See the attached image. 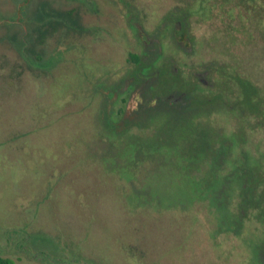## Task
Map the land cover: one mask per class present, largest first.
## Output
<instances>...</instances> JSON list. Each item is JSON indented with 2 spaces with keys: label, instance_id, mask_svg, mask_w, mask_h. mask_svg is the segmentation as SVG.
Masks as SVG:
<instances>
[{
  "label": "rangeland",
  "instance_id": "obj_1",
  "mask_svg": "<svg viewBox=\"0 0 264 264\" xmlns=\"http://www.w3.org/2000/svg\"><path fill=\"white\" fill-rule=\"evenodd\" d=\"M203 1L209 10L198 14L194 0H30L22 7L21 0H0V255L12 264H264V251L250 250L257 222L224 229L206 199L130 205L127 195L138 185L132 183L144 187L152 178L149 164L137 166L138 181L126 182L104 161L105 151L135 144L138 134L127 127L113 140L118 146L110 144L105 113L125 108L132 93L149 95L142 81L122 91L130 53L141 57L142 49L161 43L169 76L191 74L190 89L204 65L215 80V64L254 75L264 89V0L240 2L229 12L217 9L226 10L227 1ZM70 8L91 28L55 30L36 16ZM131 15L141 21L140 33L128 25ZM182 28L181 45L175 37ZM142 29L152 33L151 43L138 37ZM212 80L197 82V89L213 90ZM110 86L114 101L103 94ZM220 86L238 89L226 79ZM217 112L205 121L237 131L226 106ZM112 118L114 125L118 117ZM258 140L264 144V129L249 132L245 145L251 149Z\"/></svg>",
  "mask_w": 264,
  "mask_h": 264
},
{
  "label": "flooded vegetation",
  "instance_id": "obj_2",
  "mask_svg": "<svg viewBox=\"0 0 264 264\" xmlns=\"http://www.w3.org/2000/svg\"><path fill=\"white\" fill-rule=\"evenodd\" d=\"M22 4L17 3V6L21 7L28 3L30 0H21ZM92 2V1H91ZM125 4H127L124 1ZM127 11V10H126ZM128 12V11H127ZM184 12V10H183ZM203 10L196 11L198 14H202ZM66 20L63 22L57 15L51 14L50 16V26L55 30L67 29L73 31H81L91 28L88 25H83L78 23V15L74 8L68 9L65 11ZM253 13V11L251 12ZM37 16V13H36ZM131 15L127 20L130 27H138V32L140 33V28H142L141 21L137 17ZM171 21L176 23V26H181V23L177 19H170L169 16H165ZM165 22V20H163ZM168 21V20H166ZM164 24V23H162ZM46 25V24H45ZM176 28V27H175ZM183 29V28H182ZM179 29L180 33L175 37L177 43H183L185 39V30ZM143 30V29H142ZM177 30V29H176ZM175 32V31H174ZM22 33V32H21ZM152 34L151 32H148ZM147 31L143 30V33L138 37L141 40H145V43H151L152 36H148ZM176 36V32H175ZM185 41V40H184ZM188 44V42H186ZM182 45V44H181ZM163 45L158 43L156 46H152L146 49L141 50L142 56L140 57L139 52L135 57L130 53V61L133 62V66L130 69L128 75V80L123 84L122 91L127 92L132 90L134 84L141 82L149 89V95L142 99L140 96H136L132 93L133 96H130L131 99H123L120 97V101L123 99L125 101V108L121 106L113 108L108 114L105 113V117H118V131L122 133L127 127L136 128L134 122L142 112L143 108H146L147 113V122L144 127L146 133V140L139 139L136 137L135 148L136 151L131 156L123 154L121 151L124 148L123 145L118 146L114 151L115 156L112 157L115 161H122L125 159H131L134 161H145L149 164L150 168L157 163L161 162L164 165V162H170L174 160L178 161H188L195 163L200 156L201 147H202V133L203 130L205 133H208L209 140L212 142L210 146V158L213 163L215 162L214 168L217 170L216 161H242V160H253V161H264V155L260 153H251L247 154L243 150L238 148L234 149L233 140H230L232 144V151L228 152L225 155L216 154V148L213 151V140H216L218 132L222 133L221 128H217V125L212 124L211 122H206L205 117L211 114L218 113L217 109L221 104L227 107V111L231 113V117L235 121L234 130L237 129L236 142L242 146V143L245 145L249 132L252 133L257 129H264V89L262 85H259L257 79L254 75L249 76L247 73H238L233 71V67L229 69L218 70V65H214L215 71V80L209 76L210 68L208 66H202L199 71H197L193 77L196 79L195 83L191 86L190 89L188 86V79L191 74H181L178 79L177 77L173 78L168 74V68L171 64L170 59L167 57L161 58L160 50ZM185 45L182 46V48ZM154 49L152 52L153 57H149V50ZM146 50V51H145ZM37 58V55L35 56ZM169 58V57H168ZM160 67H156L157 63ZM203 65V64H202ZM245 65V64H243ZM174 69L176 67L174 66ZM263 72H261L262 74ZM233 81L238 89H224L220 86L222 80ZM213 81V90L206 91L202 88L197 89V82L202 85H208V82ZM246 84L248 89L242 88V84ZM110 90L104 89V96L108 97L112 101L115 100L116 95L114 89L110 86ZM108 93L110 94L108 96ZM132 100V105L130 109L126 108L128 102ZM127 102V103H126ZM106 104V108L109 106ZM128 109V110H126ZM155 111H160L158 114ZM122 114H124L122 116ZM210 117V118H211ZM250 118L252 123L249 124ZM143 131V130H140ZM139 131V132H140ZM234 132V131H233ZM232 133V132H231ZM260 140L254 142L253 145L258 143ZM259 144V143H258ZM128 146V145H127ZM126 146V147H127ZM247 146V145H246ZM178 148L177 153H172L171 148ZM146 149V154L138 153ZM240 151V152H239ZM152 176L154 171H150ZM222 173V171H220ZM236 171L230 170L225 173L228 176H232ZM211 174L213 175V164ZM213 198V194H212ZM213 211V200L209 204ZM228 209L233 205L231 202L224 203ZM237 208L242 205L235 204ZM240 207V208H241ZM242 213V212H241ZM216 219V218H215ZM214 221H217L214 220ZM238 221V220H237Z\"/></svg>",
  "mask_w": 264,
  "mask_h": 264
},
{
  "label": "trees",
  "instance_id": "obj_3",
  "mask_svg": "<svg viewBox=\"0 0 264 264\" xmlns=\"http://www.w3.org/2000/svg\"><path fill=\"white\" fill-rule=\"evenodd\" d=\"M206 1V0H205ZM211 1V0H210ZM221 1H227L231 3L228 5L227 9L222 11L218 6ZM213 0L214 5H218L217 9L220 12H229L233 7H236L238 3H249L251 6L254 5L256 0ZM194 0V4L197 5V9L194 11L203 10L208 11L206 8L208 1ZM201 7V8H200ZM189 8V7H188ZM200 8V9H199ZM199 9V10H198ZM189 10V9H184ZM54 12L63 22L66 20V13L58 11ZM51 12L42 11L37 12L38 17H45L42 19L43 22H48L50 24ZM170 19L172 16H169ZM44 25V24H43ZM134 57L137 54H132ZM52 56L49 58L51 63ZM47 62L49 65L50 63ZM242 88L248 89L246 84H242ZM160 111H155L158 114ZM160 114V113H159ZM146 108L142 109L140 115L134 122L136 128V135L139 139L146 140V133L144 127L147 122ZM114 118L109 116V120H104L106 125V132H103L105 140L110 144H116L115 140L117 134V126ZM143 130V131H140ZM140 131V132H139ZM140 134V135H139ZM237 131L232 133H220L218 132L216 140H213V151L216 148V154H227L232 150V144L230 140H233L234 149H242L247 154L260 153L264 155V144L256 143L253 148L248 149L246 145L242 143V146L236 142ZM203 141L201 147V153L199 159L195 162L188 161H170L157 162L151 170L154 171L152 178L144 179L143 186H140V182L132 183V186L138 183L137 186L132 187L127 195V203L130 205H142V204H153L154 206H169L174 204H188L198 199H206L207 204H211L213 200V216L217 219L216 224L220 225L224 229H234L239 231L243 227V220L248 219L250 221H255L258 223L257 232L254 233L253 240L250 238V250L253 256L256 251H264V161H253V160H242V161H216L217 170L216 172L214 165L215 162L211 161L210 158V146L212 142L209 140L208 133L206 134L203 130L202 133ZM178 148H171L172 153H177ZM109 148L104 159L106 162L112 164L109 169L114 170L116 174L126 182H134L139 179L135 176L137 166L140 167L145 161H134L131 159H125L122 161H115L112 159L115 153L111 152ZM136 148L134 144H129L127 147L122 149V153L131 156L135 153ZM141 154H146V149L137 151ZM231 152V151H230ZM236 152V151H232ZM231 152V153H232ZM240 152V151H239ZM213 164V175L211 174ZM150 170V171H151ZM230 170L236 171L234 175L228 176L225 173ZM222 171V173L220 172ZM166 175V176H165ZM137 187V188H136ZM213 194V198H212ZM231 202L233 205L228 209L224 203ZM134 203V204H133ZM235 204L242 205V207L237 208ZM152 205V206H153ZM242 212V213H241ZM215 219V220H216ZM238 220V221H237ZM241 230V229H240ZM259 237V239H257ZM256 238V239H255ZM0 264H12V259L8 256L0 255Z\"/></svg>",
  "mask_w": 264,
  "mask_h": 264
}]
</instances>
